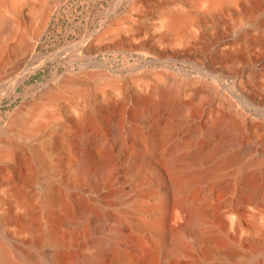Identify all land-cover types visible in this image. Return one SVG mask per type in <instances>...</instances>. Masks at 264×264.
<instances>
[{
	"label": "bare ground",
	"instance_id": "obj_1",
	"mask_svg": "<svg viewBox=\"0 0 264 264\" xmlns=\"http://www.w3.org/2000/svg\"><path fill=\"white\" fill-rule=\"evenodd\" d=\"M186 1L194 7L207 4L212 12H233L237 4L258 3ZM39 2L42 0H0V61L22 45L32 51L36 33L27 44L18 33L28 12L38 11ZM48 17V9H43L40 27ZM197 18L186 11L170 12L158 28L182 32ZM263 22L264 16L252 26L258 28ZM24 79L19 78L11 88ZM157 79L158 84L130 92L114 84L119 98L108 97L102 103L83 82L67 78L61 85L47 88L31 112L16 111L10 116L0 133V162L10 168L21 161L25 147L13 136L24 134L39 144L30 148L32 158L52 175L57 168L50 152L66 147L54 136L65 128V122L56 118L68 113L56 106L61 99L75 101L83 95L88 109L77 103L73 108L81 115L149 109L144 115V119L148 117L147 132L126 125L105 142L84 131L73 159L74 184H83L96 196L89 201L80 192L66 197L50 182L51 176H45L43 206L51 210L63 205L64 216L41 230L24 227L19 232L27 235L25 240L19 234H0V264H264V200L246 196L257 175L264 172V142L252 149L241 141L240 134L245 131L253 137L255 127L240 106L233 104L223 110L195 105L184 101V91L171 88L167 78ZM236 85L242 87L241 82ZM256 128L264 132V126ZM107 186L113 187V198L105 201L102 192ZM254 191L264 196L262 190ZM6 220L0 218V232ZM74 239L76 247L71 244Z\"/></svg>",
	"mask_w": 264,
	"mask_h": 264
},
{
	"label": "rangeland",
	"instance_id": "obj_2",
	"mask_svg": "<svg viewBox=\"0 0 264 264\" xmlns=\"http://www.w3.org/2000/svg\"><path fill=\"white\" fill-rule=\"evenodd\" d=\"M39 5L38 11L28 12V20L18 33L26 44L36 33L32 51L22 45L10 58L0 61V133L16 111L31 112L47 88L57 87L67 78L83 82L102 103H107L108 97L119 98L114 84L130 92L158 84L157 78H167L171 88L184 91L186 102L223 110L233 104L240 106L255 127V135L244 131L241 141L252 149H259L264 142V132L256 130L258 125L264 126V22L258 28L252 26L264 16V0H258L257 5L237 4L233 12L208 11L207 4L194 7L186 0H42ZM43 9H48L49 17L40 27ZM176 11L195 14L197 21L182 32L158 28L164 15ZM24 76L23 82L11 88ZM82 96L75 101L63 98L56 105L68 113L56 118L65 122V128L54 136L66 147L50 152L57 168L52 175L32 158L30 148L39 145L34 138L13 136L27 151L24 149L21 161L10 168L0 162V218L7 219L0 234H19L25 240L26 234L19 232L24 227L41 230L56 225L64 216L63 205L51 210L43 206L47 175L66 197L80 192L89 201L96 196L83 184H74L73 159L84 131L104 141H110L117 129L126 125L147 132L148 117L144 119V115L148 107L128 108L123 114L101 110L81 115L73 108L77 103L88 109ZM174 134L181 136L179 131ZM254 189L264 192V172L257 175L251 193L246 195L264 200ZM113 190L107 186L102 192L105 201L113 198ZM71 244L76 247L78 241Z\"/></svg>",
	"mask_w": 264,
	"mask_h": 264
}]
</instances>
